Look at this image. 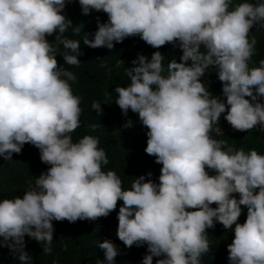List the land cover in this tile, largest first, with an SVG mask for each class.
I'll return each mask as SVG.
<instances>
[{"label":"clouds","instance_id":"9594fccd","mask_svg":"<svg viewBox=\"0 0 264 264\" xmlns=\"http://www.w3.org/2000/svg\"><path fill=\"white\" fill-rule=\"evenodd\" d=\"M79 4L84 15L95 10L108 16L107 23H98L93 39L84 37L90 48L111 50L114 42L132 36L156 49L179 42L181 62L172 60L166 76L164 57L156 51L150 61L140 56L139 66L127 69L129 86L114 89L122 113L131 109L148 129L145 152L162 165L159 184L140 176L131 190H123L114 171L102 170L109 160L98 138L86 135L73 142L81 101L68 82L76 76L58 64L54 47L63 45L65 64L80 65V42L63 35L73 27L63 15L66 0H0V157L11 161L30 144L39 149L41 162L50 165L22 198L0 202V246L19 252L27 264L31 257L24 250L25 235L51 254L53 221H95L123 201L116 234L127 248L147 245L150 254L142 264L161 256L156 264H200L209 251L205 232L216 222L227 230L235 226L227 247L230 264H264V155L224 150L226 141L210 136L224 113L236 131L264 130V104L258 102L264 98V60L259 67L248 66L256 44L249 33L256 25L264 27V2H243L231 11V0ZM79 31L73 27L75 34ZM54 34L55 42L49 43L46 37ZM210 66L217 71L226 104L210 98L201 82ZM91 107L102 112L99 102ZM131 126L130 120L124 125ZM215 130L221 133L219 127ZM206 168L217 174L210 176ZM241 206L247 208L243 224L237 222ZM98 247L114 264L116 246L105 240Z\"/></svg>","mask_w":264,"mask_h":264},{"label":"trees","instance_id":"16d2710c","mask_svg":"<svg viewBox=\"0 0 264 264\" xmlns=\"http://www.w3.org/2000/svg\"><path fill=\"white\" fill-rule=\"evenodd\" d=\"M243 2L260 3L264 0H231L229 10ZM66 20H71L73 27L79 28V34L73 32V27H69L63 34L64 37L80 42L82 55L78 57L80 65L73 66L65 64L63 55L65 49L63 45L54 44L57 48L55 53L58 64L71 71L76 80L68 81L73 95L80 98V126L75 132L71 133L74 143L78 142L86 135L99 139V148L105 150L109 163L102 166V170L114 171L122 181L123 190H131V185L135 179L140 176L145 177V182L150 179L153 183L159 184L161 174V164L155 162L156 157L146 154L147 132L148 129L142 125L138 114L133 113L131 109L126 115L115 103L118 94L115 93L116 87H127L130 85V79L127 76V69L139 66V57L151 60L154 52L159 51L163 55L162 66L167 75L168 64L172 60L178 63L182 56L179 42L166 44L159 49L147 45L139 36L127 37L121 43H115L110 50L106 47L90 48L83 43L84 37L88 34L91 40L98 30V23H107L108 16L104 12L92 10L89 15L82 13L79 0L67 2L63 10ZM256 39L253 54L248 61L249 69L259 67L260 61L264 60V27L256 25L250 30L249 40ZM49 43L55 42V34L48 36ZM201 52L206 54V49L201 46ZM68 54L74 55L68 51ZM133 61H136L134 64ZM106 67H101V64ZM189 66L191 61L188 62ZM66 79V77H62ZM201 82L206 90L211 93L210 98H218L226 104V97L222 92V83L218 79L217 71L211 67L206 70L205 75L201 77ZM255 94V91H254ZM251 101L250 97H245ZM96 101L101 104L102 112L97 114L92 109V103ZM258 102L264 104V98H259ZM226 113L221 115L219 122L213 125L210 136L218 141H226V147H232L235 150L241 148L248 153L256 150L258 154L264 155V130L260 126L249 130V132H240L234 130L224 119ZM132 126L125 128L128 121ZM221 129V133L216 132V128ZM50 165L44 164L40 159L39 149L25 144L20 154H13L12 160H4L0 157V202L4 199L22 198L34 186L35 179L48 171ZM206 171L210 176L217 173L211 169ZM148 173H152L148 177ZM239 199V194H233ZM123 206V201H118L117 208L107 217L98 218L95 221L84 220L70 223L67 220L62 222L53 221L54 233L51 245V254L43 252V243L37 242L27 235L24 237V250L31 259L27 264H108L105 259L104 251L98 247L99 243L105 240L112 242L118 251L114 264H142L146 255L147 245H133L127 248L117 237L118 212ZM212 208L216 204L210 205ZM242 214L238 223L243 224L247 217V208L241 206ZM195 209H188L193 211ZM233 229H225L220 223L216 222L214 228L207 229L205 235L209 242V251L200 257V264H230L228 260L227 247L234 239ZM10 242V241H9ZM3 244V237H0V245ZM19 252L10 251L7 246H0V264H23L19 260ZM164 257H153V264L158 259Z\"/></svg>","mask_w":264,"mask_h":264}]
</instances>
